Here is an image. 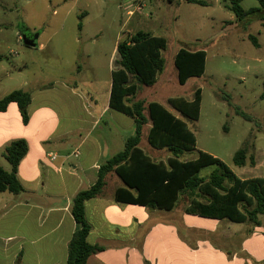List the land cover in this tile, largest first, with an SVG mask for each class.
Listing matches in <instances>:
<instances>
[{
    "label": "rangeland",
    "instance_id": "rangeland-1",
    "mask_svg": "<svg viewBox=\"0 0 264 264\" xmlns=\"http://www.w3.org/2000/svg\"><path fill=\"white\" fill-rule=\"evenodd\" d=\"M0 0V98L15 90H34L55 82L76 85L93 108L108 105L112 71L120 55L117 45L129 34L150 32L166 39L162 50L165 68L154 85H138L131 103L139 100L159 102L174 111L171 98L193 101L197 89H202L200 117L194 121L184 116L197 137L195 150L185 153L181 160L197 159L205 151L227 164L242 177H264V8L257 0H242L245 11H260L239 20L227 9L223 0ZM89 17L82 19L81 12ZM133 11V14H130ZM80 24L83 25L82 30ZM39 35L35 47L26 46L20 31ZM258 39L259 47L250 40ZM181 49L207 52L206 71L182 85L178 81L175 58ZM63 94L53 99L63 105ZM59 105V104H58ZM55 115L69 117L67 107L54 106ZM148 115V111L145 112ZM124 122H132L125 114ZM46 113H39L36 122ZM112 121L110 116L103 119ZM22 123L14 122L15 127ZM113 128V155L125 148L126 139L135 134L133 128ZM148 126L141 141L149 155L159 158L169 152L154 149L147 141ZM110 133L109 131H107ZM84 132L83 135H86ZM100 137H104L103 133ZM15 138L0 142V165L10 170L5 158L6 147ZM245 144L249 153L261 164L257 169L237 167L236 152ZM255 145V146H254ZM170 154V153H169ZM77 160L71 158L67 168ZM249 162V158L247 160ZM250 164V163H249ZM217 165L202 169L200 176L208 177ZM247 170L250 174L242 176ZM115 175V174H114ZM1 195V193H0ZM6 195L10 196V193ZM179 198V212L183 201Z\"/></svg>",
    "mask_w": 264,
    "mask_h": 264
},
{
    "label": "crops",
    "instance_id": "crops-1",
    "mask_svg": "<svg viewBox=\"0 0 264 264\" xmlns=\"http://www.w3.org/2000/svg\"><path fill=\"white\" fill-rule=\"evenodd\" d=\"M79 16L87 19L89 12ZM77 88L55 82L29 90L27 124L16 103L0 113V142L24 138L29 146L18 170L24 191L0 195V264H17L19 257L22 264H67L68 244L76 229L69 212L72 199L96 183L100 165L114 156L112 127L135 126L131 117L127 116L132 122L126 123L116 114L123 113L110 108V97L100 110ZM55 93L63 94V105L53 99ZM54 106L69 108V117L53 114ZM39 113L46 115L36 122ZM108 116L112 121L102 127ZM14 122L22 124L15 127ZM169 153L150 156L166 162ZM71 158L77 161L67 168ZM254 158V165L247 162L243 167H260ZM247 174L245 170L242 176ZM250 178L256 177L241 179ZM122 187L119 177L110 174L105 195L85 202L91 226L87 242L102 247L87 264H264V215L256 225L207 218L187 213L190 201H183L179 212L172 214L186 194L179 195L174 208L167 210L116 201L115 193Z\"/></svg>",
    "mask_w": 264,
    "mask_h": 264
},
{
    "label": "trees",
    "instance_id": "trees-1",
    "mask_svg": "<svg viewBox=\"0 0 264 264\" xmlns=\"http://www.w3.org/2000/svg\"><path fill=\"white\" fill-rule=\"evenodd\" d=\"M188 1L205 4L203 1ZM257 1L264 8V0ZM223 2L239 20L260 11L259 8L245 11L241 5L242 0ZM23 31L25 29L20 31L21 36ZM250 40L259 47L255 36H251ZM166 47L165 38L145 31L129 34L117 45L120 60L117 68L112 71L109 106L135 121V135L126 139L123 151L100 165L96 183L81 189L72 199L69 212L76 222V229L68 244L67 264H87L91 256L102 250L98 244L90 245L87 242L91 226L86 219L85 202L105 195L107 177L110 174L117 175L123 183V187L115 193V200L119 202L171 210L179 195L186 194L190 199L186 211L190 214L255 225L259 223V217L264 215V177L241 179L222 160L205 151H200L197 159L181 160L185 153L196 149L197 137L188 123L178 115L198 120L202 89L196 90L193 101L171 98L169 104L177 112L175 114L159 102L146 105L145 101L139 100L131 103V99L137 94L138 85L151 86L157 82L158 74L165 68L162 50ZM206 64L205 50L181 49L175 58L179 83L184 85L190 78L203 75ZM262 93L261 97L264 99V92ZM31 98V92L27 89L12 91L0 98V113L6 112L11 103H16L23 123L27 124ZM147 126L148 143L154 149H167L171 153L166 162L154 160L141 148ZM249 148L245 144L234 155L233 162L237 167L245 166L248 158V163L255 164L254 155H250ZM28 150L29 146L24 138L13 140L6 147L5 158L11 168L5 170L0 165V193L19 195L24 191L18 179V170ZM212 165L218 167L210 176H200L203 168ZM241 206L245 207L244 211ZM248 207L252 209L247 210ZM17 264H22L20 257Z\"/></svg>",
    "mask_w": 264,
    "mask_h": 264
},
{
    "label": "water",
    "instance_id": "water-1",
    "mask_svg": "<svg viewBox=\"0 0 264 264\" xmlns=\"http://www.w3.org/2000/svg\"><path fill=\"white\" fill-rule=\"evenodd\" d=\"M21 38L26 46L35 47L37 45V38H39V35H29L25 30L23 31Z\"/></svg>",
    "mask_w": 264,
    "mask_h": 264
},
{
    "label": "built area",
    "instance_id": "built-area-1",
    "mask_svg": "<svg viewBox=\"0 0 264 264\" xmlns=\"http://www.w3.org/2000/svg\"><path fill=\"white\" fill-rule=\"evenodd\" d=\"M138 2H139V4H138V7H139V8L145 6L144 0H138ZM130 14H133V12H130Z\"/></svg>",
    "mask_w": 264,
    "mask_h": 264
},
{
    "label": "flooded vegetation",
    "instance_id": "flooded-vegetation-1",
    "mask_svg": "<svg viewBox=\"0 0 264 264\" xmlns=\"http://www.w3.org/2000/svg\"><path fill=\"white\" fill-rule=\"evenodd\" d=\"M30 35V34H29Z\"/></svg>",
    "mask_w": 264,
    "mask_h": 264
}]
</instances>
